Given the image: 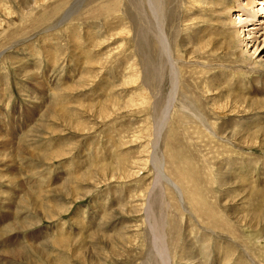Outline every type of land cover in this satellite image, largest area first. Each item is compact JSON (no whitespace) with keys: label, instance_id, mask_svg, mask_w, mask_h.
Segmentation results:
<instances>
[{"label":"rangeland","instance_id":"obj_1","mask_svg":"<svg viewBox=\"0 0 264 264\" xmlns=\"http://www.w3.org/2000/svg\"><path fill=\"white\" fill-rule=\"evenodd\" d=\"M160 1L165 51L139 37L136 0H0V264H209L213 250L218 264H264V222L253 235L234 218L253 199L229 202L235 176L264 184V148L231 137L256 134L264 109L205 110L206 98L264 99V36L227 54L235 0H211L233 6L227 14L207 0ZM213 162L234 171L215 197L197 176ZM190 192L209 219L222 210L241 228L247 237L231 235L240 246L202 238L208 223L187 211Z\"/></svg>","mask_w":264,"mask_h":264},{"label":"bare ground","instance_id":"obj_2","mask_svg":"<svg viewBox=\"0 0 264 264\" xmlns=\"http://www.w3.org/2000/svg\"><path fill=\"white\" fill-rule=\"evenodd\" d=\"M263 1V2H262ZM146 2V11H151V15L150 16H148V15H146L145 14V12H144V10L141 8V6H140V4H139V0H136V20H137V22H138V24H139V27H138V35H139V37H141V35L142 34H146V33H148V34H150L152 37H156V38H158V40H159V42H160V45H161V48H162V50H164L165 51V49H166V46H167V40H166V38L164 37V35L162 34V32H161V25H162V23H163V19H162V14L160 13L161 11H162V8H161V1L160 0H146L145 1ZM182 2H183V0H182ZM192 3H191V6H193V4L195 5V3H198V2H196V1H191ZM195 2V3H194ZM183 3H187V2H183ZM206 5H208V4H211V7H212V11L215 13V12H219V13H225V14H227V13H229L230 12V10L231 9H233V6H229V5H227V3L226 2H223V3H219V4H216L215 2H213V1H211V0H207V2H204ZM234 3H236V6H234V8H236V9H234V11H236V12H238V14L239 13H241V15H238L236 18H234L235 20H233V21H227V23L230 25L229 26V28H231V30H232V34H231V38H232V40H230V41H226V42H224V43H220L219 45H221L224 49H226L227 50V54H228V52L229 51H231L232 49L233 50H235V51H238L239 49H240V46H242L243 44H245V46L247 45V44H249V43H253L254 42V44L257 42V40H258V37H260V36H264V24L263 23H261V24H263V28L262 27H257V26H255L256 24V22L258 21L257 19H259V18H262L261 16H264V10L263 9H259V10H257V9H254L255 8V6H264V0H246V2H244V3H240L239 4V0H235V2ZM185 5V4H184ZM205 5V6H206ZM200 8V7H199ZM218 14V13H217ZM258 14H260V16L259 17H257V15ZM151 16H156V17H158V19H159V31H157V29L153 26V23H152V18H151ZM220 20H222V23H220L221 24V27L223 28V27H225L226 26V24L227 23H225L224 21V18L222 17V18H220ZM259 25V24H258ZM54 26H57V25H54ZM262 32V33H261ZM261 33V34H260ZM258 35H260V36H258ZM240 36H242L243 37V43H241V39H240ZM213 41V40H212ZM212 41H210V42H207L206 44L207 45H209V44H212ZM262 42L264 43V39L262 40ZM234 45V46H233ZM262 45V44H261ZM215 46H217V45H215ZM233 47V48H232ZM235 47V48H234ZM222 48V49H223ZM216 49V48H215ZM257 51V49L255 48V52ZM232 52V51H231ZM244 53H246L245 51H243ZM240 53V52H239ZM247 54V53H246ZM245 54V55H246ZM240 57H242V54H240ZM249 57H251V56H249ZM243 58V60H247V58L246 57H242ZM244 58H246V59H244ZM248 61V60H247ZM252 62H253V60H252ZM249 63V62H248ZM254 64V63H253ZM255 66V65H254ZM241 83V82H240ZM213 91V90H212ZM219 91H221V90H219ZM207 92L209 93L210 91L209 90H207ZM213 95H215L216 97H217V95H216V93L214 92L213 93ZM213 95L211 94L210 96H212L211 98L213 99V101H215L216 99L213 97ZM215 99V100H214ZM156 102V101H155ZM219 102V100H217L216 102H214V103H212V100H209L208 98H206V111H207V113L208 114H218V113H221V112H224V111H222L223 109H226L227 108V105L229 104V103H232V104H234L235 105V107L237 108V109H241V108H243L242 106H240L241 104H246V105H248L249 106V108H251V109H253V110H261L262 111V109H264V99L263 100H258V101H246V100H243V99H241V98H236V97H234V96H227V100H226V104H219L218 103ZM158 103V102H157ZM159 104V103H158ZM223 105V106H222ZM239 105V106H238ZM157 107V106H156ZM159 107V106H158ZM195 107V106H194ZM211 107V108H210ZM180 108L181 109H185L187 112H190V109H189V106L187 105V104H180ZM191 108V107H190ZM193 108V107H192ZM223 108V109H222ZM154 110V109H153ZM160 110V109H159ZM252 110V111H253ZM251 111V112H252ZM255 111V112H256ZM161 112H162V110H161ZM157 114V113H156ZM161 114V113H160ZM194 118L199 122V124L201 125V127L203 128V127H205V125H209L207 122H206V119L205 118H207V116L206 115H204V114H200V113H198V115H195L194 116ZM217 121V120H216ZM222 124V123H221ZM220 124V125H221ZM210 126V125H209ZM212 126H214V124L212 123ZM208 129H209V127H207ZM199 129V128H198ZM212 129L213 130H215L213 127H212ZM202 131H204L205 132V130H202ZM202 131H199V133H201V134H203V132ZM223 131H226L225 129L223 130ZM223 131H221L220 133H222ZM255 132H256V134H252V133H254V132H252L251 134H250V136L248 137V136H243V138H239V136H240V133L238 132H236V133H232L231 134V137H232V139H233V137H235V136H237V135H239L238 137H237V141L240 143V144H242V145H245V146H251V147H253V145H255V144H259L260 146H261V148L263 149L264 148V127H262V128H258L257 130H255ZM218 136V135H217ZM259 136H261L260 138H261V141L260 142H257V140H258V137ZM210 137V136H209ZM220 138V137H219ZM218 138V139H219ZM226 138V137H225ZM220 139H222V138H220ZM227 139V138H226ZM235 139V138H234ZM225 140V139H224ZM236 159V158H235ZM221 163V162H220ZM213 166H208V168L206 169V175H208L209 177H206V175L204 174V176L203 175H201L200 174V170L197 172V176L199 177V181H203L204 182V186L206 187V185H207V183H210V187H211V185H212V188H213V190H211V191H209L208 192V194L209 195H211L212 197H215V194H217L216 193V191H214V187L215 186H224L225 184H226V187H227V184L228 183H226L225 181H228V180H230V178L232 179V177H231V173H234V171L232 172V171H230L229 172V174L228 173H226V174H224V175H221V173H219V171L217 170V165H216V163L215 162H213V164H212ZM264 166H262L261 168H263ZM202 169V168H201ZM222 171V170H221ZM224 171V170H223ZM263 171H264V169H263ZM201 172H202V170H201ZM199 173V174H198ZM219 175V176H216V175ZM199 175H201V176H199ZM192 176H194V175H192ZM186 177L185 178V182L186 183H190V179H194L193 177ZM227 176H228V180H227ZM235 179H237V181H241V182H239L240 184H242V185H240V184H238V185H236V186H234L235 184V182H231V184L229 185V186H231V187H235L236 188V191L234 192V190H233V192H232V194H230V195H232V196H230L229 194V197H231L230 199V201L229 202H232V201H234V200H244V199H247V200H252L253 199V203H252V205H253V212L251 213V212H246V214L245 215H241V216H235L234 218L235 219H237V221H240V222H242V225H244V226H242L244 229L245 228H247V229H249V231H248V234H253L254 235V229L258 226V222L259 221H262V222H264V184L263 185H261V187L260 188H257V186H255V183H254V185H251L252 184V182L251 181H249V183L248 182H245V180L243 179V178H239V177H237V176H235L234 177ZM203 179V180H202ZM202 182V183H203ZM248 185H250V186H248ZM191 184V183H190ZM215 186H214V185ZM234 184V185H233ZM243 184H245V186H243ZM260 184V183H259ZM252 186H254V187H256L257 189H255V188H252ZM259 187V186H258ZM190 188V187H189ZM230 189H232V188H229L228 189V191L230 190ZM207 190V189H206ZM227 191V192H228ZM219 193V192H218ZM237 193V194H236ZM234 195V196H233ZM236 195V196H235ZM186 197H187V206H188V212H189V214L191 215L192 213L196 216V221H198V216H199V214H202L203 216H204V218L207 220L206 222L208 223L207 225H208V229H209V231H207V232H203V234H202V238L203 237H207V238H213V237H211V234H215L216 233V236H214V237H216L215 238V240H218L216 243H219L220 242V240H219V238H218V236H217V234L218 235H220V237H221V235H226V238H227V240L226 241H229V242H233V243H236V242H234L233 241V238L231 237V235H233V234H235V233H237V234H239V235H242V236H244V237H247L246 235H245V233L241 230V228H239V229H235V228H233V227H230V224H231V222H228L229 220V218H228V216L227 215H225V213L222 211V210H218L219 211V214L217 213V212H215V216L213 215V220L210 218L209 219V214H205L204 212L205 211H203L202 212V210H201V206H200V204L197 202V201H194L193 200V198L191 197V192L190 193H188L187 195H186ZM214 199H216V198H214ZM212 202H215V200L214 201H212ZM221 205H223L222 203H220ZM219 204V205H220ZM242 204H243V202H242ZM236 206V205H235ZM235 206H233L232 208V210H234L235 209ZM216 207H217V204H216ZM218 208V207H217ZM123 210V209H122ZM124 211H125V209H124ZM254 216V219H255V222L254 223H250L248 220H250L252 217ZM191 217H193V219H194V216L192 215ZM231 217V216H230ZM190 219V218H189ZM157 221V220H156ZM191 222V221H190ZM189 222V223H190ZM194 222V221H193ZM159 223V222H158ZM196 223V222H195ZM222 224H226L225 226H223ZM237 224V223H236ZM152 225H153V223H152ZM161 225H163L162 223H161ZM197 225V224H196ZM162 227V226H161ZM161 227H160V225L158 226V227H155V226H152V229H153V232L155 233V235L158 237L157 239H159L160 240V242L163 240V237L160 235L161 233H160V229H161ZM187 228V227H186ZM205 229V228H204ZM204 231V230H203ZM206 231V230H205ZM201 232V231H200ZM202 233V232H201ZM256 234V233H255ZM198 236V235H197ZM200 236V235H199ZM194 237V236H193ZM187 238H188V236H187ZM222 238V237H221ZM225 238V237H224ZM201 239V238H200ZM256 239H258V237L256 238ZM158 240V241H159ZM187 241V240H186ZM222 241V240H221ZM224 241V240H223ZM215 243V242H214ZM223 243H225V242H223ZM238 243H236V245H237ZM239 245V244H238ZM254 245V244H253ZM263 245V244H262ZM159 246V245H158ZM228 246V245H227ZM240 246V245H239ZM255 246V245H254ZM162 247V246H161ZM160 247V248H161ZM200 247H202V246H200ZM156 248H157V246H156ZM162 249H163V247H162ZM165 249V248H164ZM204 249H206L205 247H204ZM216 249V248H215ZM235 249H236V246H235ZM261 249V251H264V249L263 248H260ZM202 250H203V248H202ZM208 250H210V246L209 247H207V251ZM159 251V250H158ZM157 251V252H158ZM162 251V250H161ZM193 251V250H192ZM191 251V252H192ZM206 251V252H207ZM257 251H260V250H257ZM190 252V251H189ZM245 253V252H244ZM208 254V253H207ZM252 254H255V252H252ZM159 257L161 256H163V255H160V253L158 252V254H157ZM185 255H186V253H185ZM195 255V254H194ZM198 255V254H197ZM201 255H202V257H203V254L201 253ZM219 254H218V252H216V250H213L212 251V253L211 254H209V255H207L206 256V262L208 261V263L209 264H218V261H216L215 260V258H217V256H218ZM261 255L262 256H260V258L261 259H264V254L263 253H261ZM164 256H166V255H164ZM192 256H193V254H192ZM200 256V255H199ZM198 256V257H199ZM160 257V258H161ZM186 257V256H185ZM193 257H195V256H193ZM187 259V258H186ZM198 260V259H197ZM197 264H207V263H204V262H202V261H198V263Z\"/></svg>","mask_w":264,"mask_h":264}]
</instances>
